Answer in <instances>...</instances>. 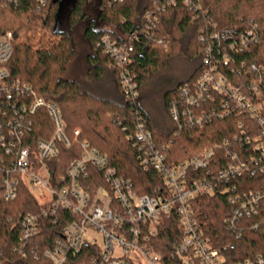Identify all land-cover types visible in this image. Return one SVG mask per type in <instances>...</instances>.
<instances>
[{
    "label": "built area",
    "instance_id": "1",
    "mask_svg": "<svg viewBox=\"0 0 264 264\" xmlns=\"http://www.w3.org/2000/svg\"><path fill=\"white\" fill-rule=\"evenodd\" d=\"M38 9L47 0H35ZM125 0H109L111 7ZM181 3L194 19L207 17L204 0H153L143 15L141 31L146 36L159 25V16ZM18 0H0V6L17 5ZM246 33L232 29L201 31L203 59L197 80L179 89L169 106V115L178 131L203 129L215 119L235 116L236 133L190 160L169 164L165 145L158 146L140 112L129 140L140 153L141 165L164 180V189L153 197L139 195L131 180L119 175L106 155L87 141L79 142L80 158L73 160L65 176L55 179L47 161L57 158L58 145L71 146L65 136L60 107L46 102L30 85L11 78L6 68L13 55L12 33H0V185L2 197L12 202L26 186L43 206L25 216L20 224V241L15 251L51 264H163L159 252L160 219L176 215L180 238L170 255L182 264H264V252L254 258L229 263L215 248L194 214V203L202 195L226 187L231 214L227 231L238 238L246 232L264 236V69L235 66V56L246 53L258 42L256 30ZM117 41L103 35L98 47L113 63L124 98L135 102L140 87L130 69L137 35L120 34ZM168 49L167 42L150 36ZM244 71V72H243ZM45 109L55 126L50 140L34 143L28 138L34 116ZM80 136L74 132L75 143ZM218 155H220L218 157ZM96 170L95 175L90 170ZM42 174V175H40ZM91 175V178L89 177ZM89 181V182H88ZM84 186L93 187V192ZM225 191V192H226ZM70 214L71 219L62 215ZM0 206V225L2 223ZM46 220L68 221L51 247L39 241Z\"/></svg>",
    "mask_w": 264,
    "mask_h": 264
},
{
    "label": "trees",
    "instance_id": "2",
    "mask_svg": "<svg viewBox=\"0 0 264 264\" xmlns=\"http://www.w3.org/2000/svg\"><path fill=\"white\" fill-rule=\"evenodd\" d=\"M90 0H75L68 13L67 29L56 30L62 0H47L44 8L38 9L35 0H18L17 5L3 8L0 6V33H12L13 55L6 68L11 78L30 85L37 95L46 102L57 104L66 126L65 136L71 146L58 145L59 155L47 161L52 177L65 176L69 164L81 157L79 142L87 141L92 147L106 155L109 163L119 175L133 182L136 192L141 196L153 197L163 191V178L154 171H146L141 165L140 153L129 140L136 125V112L152 131L158 146L165 145V155L169 164H178L200 156L204 151L225 139H232L236 133L238 119L235 116L223 120L215 119L203 129H185L178 131L176 126L164 132L149 117L141 106L140 98L135 102L124 98L117 71L112 61L98 47L100 38L110 34L117 41L120 34L137 35L133 46L135 52L131 58L130 69L136 76L140 91L150 84L163 66H166L174 55H184L187 61L199 62L189 80L177 89L164 96V106L169 114V106L184 85H192L198 78L203 59V46L199 42L201 31L217 26V29H232L246 33L254 30L258 42L246 53L235 56V66L245 62L246 68L256 66L264 69V0H204L207 17L194 19V15L181 3L177 7L166 10L159 16L160 23L149 36L142 33L140 25L143 15L151 9L153 0H125L123 4L108 5L109 0H95L90 7ZM93 6V5H92ZM92 8L97 12V21L90 24L84 32L94 54L88 58L91 67L97 69V77L106 71L112 73L118 98L114 100L99 98L82 89L79 82L63 77L66 66L73 55L74 32L82 22L89 18ZM89 12V13H88ZM106 28L97 29L98 25ZM107 26H112L110 30ZM154 36L159 41L167 42L168 49L152 41ZM244 72V71H243ZM34 126L28 134L34 143L38 140H50L54 136L55 126L45 109L39 110L33 118ZM80 136L75 143L74 132ZM220 155H218L219 157ZM95 175L96 170H90ZM91 178V175L89 176ZM89 182V181H88ZM93 192V187L84 186ZM226 187H220L214 194L202 195L194 203L196 219L206 231L211 244L220 249L229 263L241 262L254 258L264 252V236L259 233L246 232L239 238L227 231L225 221L231 214L230 193ZM0 206L2 207V223L0 225V264H51L31 256H22L15 251L20 241V224L22 219L35 214L43 207L34 198L29 188L20 187L19 196L12 202L2 197L0 185ZM62 215L71 219L67 212ZM159 252L163 256V264H182L172 258L170 252L180 238L179 222L176 215L162 216L160 219ZM68 222V221H67ZM66 221L53 224L44 222V231L40 236L41 248L51 247L59 237Z\"/></svg>",
    "mask_w": 264,
    "mask_h": 264
},
{
    "label": "rangeland",
    "instance_id": "3",
    "mask_svg": "<svg viewBox=\"0 0 264 264\" xmlns=\"http://www.w3.org/2000/svg\"><path fill=\"white\" fill-rule=\"evenodd\" d=\"M75 0H62L59 20L56 30L64 31L67 29V16ZM90 7H94L95 0H90ZM93 5V6H92ZM89 13V12H88ZM97 18V12L92 8L87 21L82 22L79 27L72 32L73 55L70 58L63 77L68 80L79 82L83 90H87L99 98L114 100L118 94L115 89V80L109 69L102 77H97V69L90 66L88 58L94 54L87 39L84 37V30L88 26V21ZM97 29L106 28L99 24ZM108 29L114 30L112 26ZM200 65V61H187L184 55H174L166 66L153 76L150 84L140 91V102L143 109L154 121L155 124L163 126L165 132L174 128L170 115L164 106V96L166 93L177 89L180 85L186 83L194 70ZM42 175V174H40Z\"/></svg>",
    "mask_w": 264,
    "mask_h": 264
},
{
    "label": "flooded vegetation",
    "instance_id": "4",
    "mask_svg": "<svg viewBox=\"0 0 264 264\" xmlns=\"http://www.w3.org/2000/svg\"><path fill=\"white\" fill-rule=\"evenodd\" d=\"M86 19H88V18H86ZM96 21H97V19H95V20H93V19L89 20V21H88V27H87V28L90 27V24H91V23H94V22H96ZM87 28L84 30V32H86V31L88 30Z\"/></svg>",
    "mask_w": 264,
    "mask_h": 264
},
{
    "label": "crops",
    "instance_id": "5",
    "mask_svg": "<svg viewBox=\"0 0 264 264\" xmlns=\"http://www.w3.org/2000/svg\"><path fill=\"white\" fill-rule=\"evenodd\" d=\"M85 37V36H84ZM86 39V38H85ZM113 80H114V78H113ZM116 86V85H115Z\"/></svg>",
    "mask_w": 264,
    "mask_h": 264
},
{
    "label": "water",
    "instance_id": "6",
    "mask_svg": "<svg viewBox=\"0 0 264 264\" xmlns=\"http://www.w3.org/2000/svg\"><path fill=\"white\" fill-rule=\"evenodd\" d=\"M56 0H54V2H55Z\"/></svg>",
    "mask_w": 264,
    "mask_h": 264
}]
</instances>
